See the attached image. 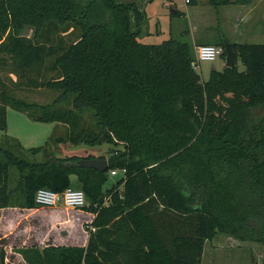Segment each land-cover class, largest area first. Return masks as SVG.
I'll list each match as a JSON object with an SVG mask.
<instances>
[{"label":"trees","instance_id":"trees-1","mask_svg":"<svg viewBox=\"0 0 264 264\" xmlns=\"http://www.w3.org/2000/svg\"><path fill=\"white\" fill-rule=\"evenodd\" d=\"M119 1L0 0V68L24 88L58 92L52 104L28 103L8 96L0 80V131L10 107L62 125L65 136L51 139L57 147L111 149L99 172L77 161L102 157L30 161L0 147V209H34L39 189L78 186L93 215L85 246L51 241L20 254L26 264H202L205 243L218 234L264 245V43L220 35L216 46L225 59L229 44L234 66L203 81L193 45L141 43L144 13ZM250 3L208 0L214 8ZM25 27L31 38L21 35ZM71 29L79 37L67 43L62 34ZM47 147L28 152L44 155ZM115 169L124 176L105 190Z\"/></svg>","mask_w":264,"mask_h":264},{"label":"rangeland","instance_id":"rangeland-1","mask_svg":"<svg viewBox=\"0 0 264 264\" xmlns=\"http://www.w3.org/2000/svg\"><path fill=\"white\" fill-rule=\"evenodd\" d=\"M120 3L134 2L141 7L144 13L146 24L145 30L138 37V40L144 44H158L169 38L188 42L192 45V34L188 26L190 13H186L184 0H120ZM208 3V0H207ZM194 5L197 7L194 8ZM194 5L188 6L191 13L195 11L194 18L202 25V31L205 33L211 32V36L215 37V41L207 45H216L219 36L223 35L231 41H238L246 44H262L264 36L251 35L250 33L243 34L241 23H237V10H232L227 13L228 8H209V12H204L202 9L204 1L198 0ZM175 6L177 13L171 15L172 7ZM222 7V6H221ZM201 8V9H200ZM212 25V28L209 26ZM22 36L31 38L33 30L30 27H25ZM65 42L72 43L79 37L77 30H69L62 34ZM53 37V42L56 41ZM227 39V40H228ZM195 71L200 75L203 81H207L212 70L222 71L225 67V59L220 56L213 61H195ZM239 70H244L240 60L237 61ZM8 67L0 68V80L3 82L6 94L13 99L21 100L28 103H36L39 105L52 104L58 96V92L50 89H28L24 88L19 82L15 84L16 77L9 74ZM85 121L89 118L86 116ZM66 134L65 128L60 124H46L30 120L24 113L15 111L10 107L6 109V131L0 133V147L12 148V150L22 158L27 160H44L49 156H94L102 157L107 161L110 156L111 149L107 145L94 147H86L84 145L73 147L69 143H64L57 147L51 140L55 137H64ZM48 141L47 151L44 155L41 153L37 156H32L28 149L44 146ZM20 143L21 147L18 146ZM12 177L10 178L9 188L14 189L17 184L18 173L15 169H11ZM124 176L122 170H110L108 173V181L104 185V189L110 188L116 181ZM75 189H80L74 186ZM19 194L16 193V196ZM12 210H19V207H11ZM40 208L48 212V218H52V211H58L57 221L54 224L58 225L52 229L40 223L35 224V217L24 218L22 215H14L11 220L2 222L0 225V236L4 234L10 235L7 239L6 249V264H26L22 255L21 249H29L37 247L41 249L42 245L59 239V243L67 245L83 244L84 239H88V229L86 223H81L80 217L76 216L77 210H68L64 206L59 205L56 208ZM22 209V208H20ZM85 212L82 219H90L92 215L84 209L79 210ZM76 212V213H75ZM79 213V212H78ZM21 214H23L21 212ZM76 218V227L71 226V221L63 222L69 219ZM62 223V224H61ZM75 223V222H74ZM75 225V224H74ZM75 239L78 241L75 242ZM58 243V242H57ZM264 245L252 241H240L233 237L218 234L211 241L205 243L202 255V264H263Z\"/></svg>","mask_w":264,"mask_h":264},{"label":"crops","instance_id":"crops-1","mask_svg":"<svg viewBox=\"0 0 264 264\" xmlns=\"http://www.w3.org/2000/svg\"><path fill=\"white\" fill-rule=\"evenodd\" d=\"M149 2L151 0H145V2ZM198 0H192V4H185V11L186 13H190V20L188 22V26L189 29L191 31L192 36V45L194 46V49L199 46V45H207L208 43H212L213 41H215V37L211 36V32L206 33L207 37H204L205 33L202 31V25L199 24V22H197V18H194L195 15V11H193V13H191V9H188V6L190 5H194L195 3H197ZM204 1V8L202 9V11L204 12H209V8H211L210 5H208L207 0H202ZM197 7L196 5H194V8ZM226 7L228 8L227 13H230L232 10H237V23H241V27L243 28V34L244 33H250L251 35L255 36V35H262V37L264 36V0H251V3L248 5H228V6H222L219 8H223ZM173 8L175 9V11L177 10L175 8V6H173ZM142 8L139 7V10H141ZM201 9V8H200ZM172 11V12H175ZM209 28H212V25L209 26ZM228 39V38H227ZM229 42L231 43H241L238 41H231L228 39ZM3 131H0V133H2ZM20 144V143H19ZM74 179V178H73ZM58 207V206H57ZM56 208V207H54ZM69 210V209H68ZM71 210V209H70ZM78 212L76 213L77 217H80L81 223L84 222H91L93 219V215L92 218L90 219H82V215L85 212H80L79 210H77ZM21 212L23 214H21ZM48 212L41 210L40 208H34V209H20L17 211L12 210V208H5V209H0V224L5 221L11 220L14 215H19V216H23L24 218H28V217H35V224L40 223L42 226L46 225L48 227H50L51 229L53 228L52 225H54V227L58 226L56 224H54L55 221H57V216H58V211H52V218H48ZM68 223L71 221V226H75L76 227V218L74 219H69L63 222ZM75 222V223H74ZM67 223V224H68ZM62 224V223H61ZM75 224V225H74ZM86 225H88L86 223ZM2 225H0L1 228ZM10 235L4 234L3 236H0V240L1 239H5V242H3V244H0L1 247H3V249H6V244H7V239ZM53 242L57 245L60 246H66V244L63 243H59L62 241H59V239L57 238H53L52 239ZM75 242L78 241V239L76 240L75 237L74 239ZM58 242V243H57ZM83 244L80 245H67V246H85L87 243V239H84ZM77 243V242H76ZM45 245V244H44ZM42 245V247L44 246ZM41 247V248H42ZM5 257H6V253H5ZM6 262V259H5ZM6 264V263H5Z\"/></svg>","mask_w":264,"mask_h":264},{"label":"built area","instance_id":"built-area-1","mask_svg":"<svg viewBox=\"0 0 264 264\" xmlns=\"http://www.w3.org/2000/svg\"><path fill=\"white\" fill-rule=\"evenodd\" d=\"M184 3L189 4L190 0H184ZM222 53L223 48L221 46L199 45L195 48V61H213L220 57ZM193 67H196L195 62ZM34 202L37 207L41 208H54L62 205L71 210H82L87 205L84 193L73 188H68L60 193L48 189H39L34 196ZM88 229L90 231L94 230L91 226Z\"/></svg>","mask_w":264,"mask_h":264},{"label":"water","instance_id":"water-1","mask_svg":"<svg viewBox=\"0 0 264 264\" xmlns=\"http://www.w3.org/2000/svg\"><path fill=\"white\" fill-rule=\"evenodd\" d=\"M172 11H175V9L172 7ZM225 46V67L226 68H232L234 66V55L233 52L227 42L224 43ZM77 165L80 166L81 168L85 169H95L99 172H104L108 168V164L106 160L102 159H80L77 161Z\"/></svg>","mask_w":264,"mask_h":264}]
</instances>
